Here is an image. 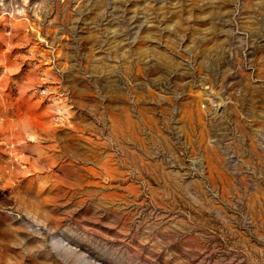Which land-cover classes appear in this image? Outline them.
Segmentation results:
<instances>
[{
    "label": "rangeland",
    "instance_id": "rangeland-1",
    "mask_svg": "<svg viewBox=\"0 0 264 264\" xmlns=\"http://www.w3.org/2000/svg\"><path fill=\"white\" fill-rule=\"evenodd\" d=\"M0 264H264V0H0Z\"/></svg>",
    "mask_w": 264,
    "mask_h": 264
}]
</instances>
